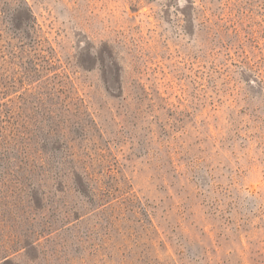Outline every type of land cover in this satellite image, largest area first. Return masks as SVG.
Here are the masks:
<instances>
[{"label":"rangeland","instance_id":"obj_1","mask_svg":"<svg viewBox=\"0 0 264 264\" xmlns=\"http://www.w3.org/2000/svg\"><path fill=\"white\" fill-rule=\"evenodd\" d=\"M0 264H264V0H0Z\"/></svg>","mask_w":264,"mask_h":264}]
</instances>
